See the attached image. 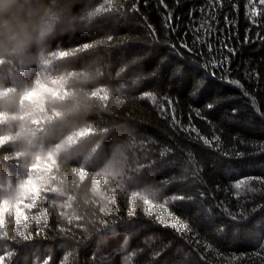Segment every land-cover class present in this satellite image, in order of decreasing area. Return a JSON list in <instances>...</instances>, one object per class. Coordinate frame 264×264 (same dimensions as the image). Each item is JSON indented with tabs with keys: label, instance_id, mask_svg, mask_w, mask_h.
<instances>
[{
	"label": "trees",
	"instance_id": "obj_1",
	"mask_svg": "<svg viewBox=\"0 0 264 264\" xmlns=\"http://www.w3.org/2000/svg\"><path fill=\"white\" fill-rule=\"evenodd\" d=\"M163 4L47 0L52 37L0 56V136L12 138L0 157H13L0 159V200L30 178L47 194L27 213L31 240L12 244L14 207L6 216L11 264H264V4ZM38 80L61 90L40 127L19 118Z\"/></svg>",
	"mask_w": 264,
	"mask_h": 264
},
{
	"label": "snow or ice",
	"instance_id": "obj_2",
	"mask_svg": "<svg viewBox=\"0 0 264 264\" xmlns=\"http://www.w3.org/2000/svg\"><path fill=\"white\" fill-rule=\"evenodd\" d=\"M214 2H219V0H214ZM158 3L161 4V6L166 7V5L163 4V0H158ZM260 4H264V0H259ZM222 6V5H221ZM134 11L136 9H133ZM253 14L258 15V10L253 9ZM226 22H227V18ZM175 31V29H173ZM112 38H109V43H111ZM91 45L85 44L84 47L87 49ZM180 48L189 49L186 42H182L179 45ZM175 51V48L173 49ZM209 51H211V47L209 46ZM229 52H231V49H228ZM63 55V54H62ZM213 67H216V65H213ZM221 71H223L224 65H220ZM59 84V81L52 80L51 82H40L39 80L36 82V86L32 88L29 91H26L19 100V103L21 105V108L23 110V113L19 118L21 120L25 119L26 117L30 119V123L36 127H40L42 124H44L46 121L54 119L55 117L59 116L60 113L56 111H49L48 104L51 102H54V100L58 99L61 95V90L56 87V85ZM236 84L238 85L239 82L237 81ZM11 91V90H9ZM67 94V91L64 90V95ZM166 104H171L172 101L166 100ZM213 105H208L207 107L211 108ZM166 111V110H165ZM197 115H200V113H197ZM9 117L4 114L0 115V120H7ZM91 129L83 130L76 135L83 136L90 132ZM12 138L10 136H0V151L8 152L10 151L8 149V144L11 142ZM68 140L70 142L73 141V137H69ZM205 143H209V141L205 140ZM0 159L11 162L13 160V157L11 155H4L0 157ZM55 164V159L49 155L47 159L38 158V161L31 165V168L29 169L30 173H34L36 175H42L44 170H47L51 168ZM77 171H80L77 169ZM244 181L241 180L236 184V187L239 188L240 185ZM19 191L22 193V196H19L15 201H11L8 199L0 200V238L2 239H10V234L8 232H4L3 229L7 227L6 225V216L11 218L13 216V207H14V232L11 234V240L10 242L12 244L20 243L21 238L24 241L31 240L33 238V231L35 230H29L30 229V220H33L35 218L34 215H28L27 213L32 210L36 209L37 212L41 211V206L38 204V202H42L47 199V194L42 191V186L38 185L37 182H35L33 179H27L26 181L22 182L19 186ZM33 199L36 200V203L33 204ZM176 199H183V197H176ZM43 207H47L44 205ZM135 207V205H133ZM161 213H166L167 209L161 207L160 208ZM133 213L129 212L128 215L131 216ZM236 219L234 216L232 217ZM157 220L160 222L161 225L168 227L170 226L173 229H177L179 227L178 222L172 223L171 225H168L166 223V218L163 216H157ZM172 221H177V216L172 214L171 215ZM37 226V229L41 228L40 224H35ZM24 229V230H22ZM185 231H188L187 226H185ZM4 233H7V236L4 235ZM15 250H11L8 252L7 255H0V264H5V262H8V264H11V261L13 257L16 255ZM34 264H53V258L51 256H48L47 258H38L34 259Z\"/></svg>",
	"mask_w": 264,
	"mask_h": 264
},
{
	"label": "clouds",
	"instance_id": "obj_3",
	"mask_svg": "<svg viewBox=\"0 0 264 264\" xmlns=\"http://www.w3.org/2000/svg\"><path fill=\"white\" fill-rule=\"evenodd\" d=\"M50 17L47 0H0V56L28 58L32 48L52 37L55 23Z\"/></svg>",
	"mask_w": 264,
	"mask_h": 264
}]
</instances>
